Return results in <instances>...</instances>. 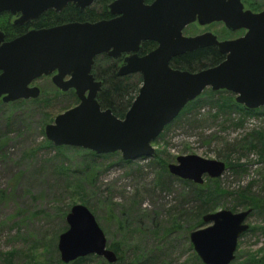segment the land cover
<instances>
[{
	"label": "water",
	"instance_id": "obj_1",
	"mask_svg": "<svg viewBox=\"0 0 264 264\" xmlns=\"http://www.w3.org/2000/svg\"><path fill=\"white\" fill-rule=\"evenodd\" d=\"M95 0H0V13H21L19 22L38 18L48 9L62 10L69 2L84 9ZM117 17L74 21L30 30L5 41L0 31V99L13 102L37 98L40 87L31 83L52 75L60 90L73 89L79 103L45 125L46 138L57 147L72 146L96 154L121 152L124 160L155 154L152 143L185 106L205 89L228 90L248 109L264 106V11H244L241 0H115L109 4ZM198 21L206 25L223 21L232 30L246 28L236 39L219 41L211 32L183 35ZM18 21V20H17ZM145 40L157 47L140 56ZM217 46L225 55L219 64L197 71L171 65V60L200 47ZM127 53L119 75L140 73L142 83L123 117L98 101L102 81L92 72L95 58ZM170 174L196 184L205 175L217 179L226 164L201 156L181 155L168 164ZM252 209H221L204 214L207 226L190 233L194 250L204 264H231L239 237L249 229L245 222ZM68 229L60 234L58 249L63 263L89 255L116 263V252L107 245L104 231L84 204H75L66 216Z\"/></svg>",
	"mask_w": 264,
	"mask_h": 264
},
{
	"label": "rangeland",
	"instance_id": "obj_2",
	"mask_svg": "<svg viewBox=\"0 0 264 264\" xmlns=\"http://www.w3.org/2000/svg\"><path fill=\"white\" fill-rule=\"evenodd\" d=\"M187 30H210L228 38L240 34L219 23ZM34 84L41 87L37 98L9 103L0 99V264H8V258L10 264H64L58 241L75 204L86 205L108 247L119 248L122 261L116 264H204L190 240L192 231L208 225L202 221L197 226L204 214L200 211L251 208L245 220L249 229L239 237L231 264L263 261L264 207L242 199H264V157L258 142L264 136V106L247 117L236 109L220 111L217 102L235 101L236 95L207 88L198 97L199 106L168 124L152 143L153 156L126 162L121 152H94L95 158L89 154L93 151L80 147L57 150L47 145L45 125L79 99L71 90H58L51 76ZM191 154L226 164L217 183L209 184L226 192L215 205H203L195 185L168 170L178 156ZM208 178L205 175L203 185ZM83 264L100 261L89 258Z\"/></svg>",
	"mask_w": 264,
	"mask_h": 264
},
{
	"label": "trees",
	"instance_id": "obj_3",
	"mask_svg": "<svg viewBox=\"0 0 264 264\" xmlns=\"http://www.w3.org/2000/svg\"><path fill=\"white\" fill-rule=\"evenodd\" d=\"M110 1L111 0H97L95 5H93L92 7H88L85 10V12L82 13V15L79 14L78 9L74 10L73 8L66 9L60 13L53 12L51 13L52 17H50V14L45 13L43 18L39 20L38 25L41 26V25L57 24L70 20L72 18L81 19L83 21H97L102 18H107L110 15L108 11V4ZM152 47H154V42L146 41L143 43L141 50L143 53H145L146 51H148V49H151ZM222 60H224V54H222L217 47L207 46L204 48H198L194 51H188L184 54H181L173 58L171 61V65L175 68H179L183 70L197 71L203 68L217 65ZM119 63H120L119 59L112 58L107 54L100 55L95 59L93 66V73L95 77L101 80L103 83L102 89L97 96L101 106L103 108H110L116 116L123 117L138 94L140 85L142 83V77L140 74L137 73L132 75H119L117 73ZM71 92L75 94L74 90H71ZM198 104H199L198 98L188 103L174 121L180 120L184 115L188 114V112L193 111L194 108H197L199 106ZM217 104H219L218 106L220 107V111L236 109L237 111L241 112L244 115V117L254 115L255 112H257L254 109L253 110L248 109L244 105H241L239 103L237 104L236 101L232 99H224V101L217 102ZM46 141L48 143L47 145L57 150L66 147V146L54 147L49 140L46 139ZM258 142L262 144L261 154L264 157V136H260L258 138ZM249 143H250V147L256 148V144H253L252 142ZM1 147L2 144H0V148ZM89 154L95 158L98 156L94 152H89ZM126 162H132V160H126ZM235 166L236 165L230 164L229 168H233ZM207 180L208 183L205 185L196 184L189 180H184V183L186 184L193 183L192 186L195 185V193L198 199L203 203V205H210L212 203L215 205L218 197L222 196L226 192L216 187L215 188L210 187L209 184L217 183L215 179L208 178ZM242 202L243 203L250 202L249 205L260 208L262 207V209L264 207V199L258 198L256 196L251 197L247 195L245 198L242 199ZM209 211L210 209L205 208L200 211V215L202 213L205 214V212L207 213ZM204 214L198 220L197 226L202 225ZM111 247L115 250L118 256V261L116 263H119L120 261H122V257L117 253L119 251V248L114 244H112ZM10 256L11 254H8V257ZM89 258L98 259L100 261V264H116V263H109L103 257H99L94 254L89 255L87 257L78 258L73 262L64 263V264H83V262H85ZM6 260L8 264L11 263L9 258ZM263 261H264V256H263ZM263 261L260 264H264ZM256 264H259V262H257Z\"/></svg>",
	"mask_w": 264,
	"mask_h": 264
},
{
	"label": "flooded vegetation",
	"instance_id": "obj_4",
	"mask_svg": "<svg viewBox=\"0 0 264 264\" xmlns=\"http://www.w3.org/2000/svg\"><path fill=\"white\" fill-rule=\"evenodd\" d=\"M96 1L97 0H95L94 2H93V4H91L90 6H88V7H92L93 5H95V3H96ZM113 1H115V0H111L110 2H109V4L111 3V2H113ZM154 0H144V2L146 3V4H151L152 2H153ZM241 3H242V5H243V10L244 11H251L252 13H260V12H262V11H264V0H241ZM109 4H108V11H109V17H107V18H102V19H111V18H113V17H117V15H113L111 12H110V8H109ZM88 7H86V8H84V9H81L80 7H78V6H76L73 2H69L62 10H60V11H56L55 9H48V10H46V11H44L38 18H36V19H30V20H27V21H24V22H19V18L21 17V13H12V12H10V11H3V12H1L0 13V31H2L3 33H4V40L5 41H9V40H12V39H14V38H16V37H18V36H21V35H23V34H25V33H27L28 31H30V30H34V29H41V28H49V27H52V26H55V25H59V24H63V23H68V22H74V21H80V22H84L83 20H81V19H70V20H67V21H64V22H61V23H57V24H49V25H38V22H39V20H41L42 18H43V16H44V14L45 13H47V14H50V17H52L51 16V13H53V12H57V13H60V12H62V11H64V10H66V9H69V8H73L74 10H76V9H78V11H79V14L80 15H82V13L83 12H85V10L88 8ZM5 18V19H4ZM18 20V21H17ZM101 20V19H100ZM214 23H219V24H222V26L227 30V31H229V32H238V33H240L239 35H237L236 37H234V38H228V37H220L218 34H216L215 32H212V31H210V30H205V31H203V32H199V33H190V32H188V30L187 29H189L190 28V26L191 25H198V26H201V27H208V26H210V25H212V24H214ZM205 32H211V33H213L216 37H217V39L219 40V41H224V40H231V39H236V38H238V37H241V36H243L246 32H247V29L246 28H240V29H236V30H232L230 27H228L227 25H226V23L225 22H223V21H215V22H212V23H209V24H206V25H201L197 20L196 21H194V22H192V23H190V24H188L185 28H184V30H183V35L184 36H187V37H192V36H196V35H199V34H202V33H205ZM146 41H149V42H154V47H152L151 49H148V51H146L145 53H143L142 52V50H141V48H142V46H143V43L144 42H146ZM157 42H155V41H152V40H145V41H143L142 43H141V47H140V49H139V51H138V54L140 55V56H142V55H145V54H147V53H149L150 51H152L153 49H155L156 47H157ZM214 46V45H213ZM205 47H207V46H205ZM214 47H217V46H214ZM200 48H204V47H200ZM218 48V47H217ZM218 50H219V48H218ZM194 51V50H193ZM188 52V51H187ZM104 54H107V53H103V54H100V55H104ZM100 55H98V56H100ZM108 55V54H107ZM97 56V57H98ZM108 56H110V55H108ZM126 56H128V54L127 53H122L120 56H117V57H112V56H110V57H112V58H115V59H119L120 60V63H119V66H118V70H117V73H118V71H119V69H120V67L122 66V65H124V59H125V57ZM96 57V58H97ZM95 58V59H96ZM224 58H225V55H224ZM172 61V60H171ZM94 66V65H93ZM92 72H93V69H92ZM56 73V72H55ZM54 73V74H55ZM54 74H52V75H48V76H51V81H52V76L54 75ZM94 74V73H93ZM137 74H140V73H137ZM130 75H132V74H130ZM141 75V74H140ZM42 77H44V76H42ZM42 77H40V78H42ZM141 77H142V75H141ZM40 78H38V79H40ZM96 78V77H95ZM38 79H35L32 83H31V85H35L34 84V82L35 81H37ZM97 79V78H96ZM99 80V79H98ZM54 84V83H53ZM37 86V85H36ZM40 87V86H39ZM57 87V86H56ZM57 89L58 90H60L58 87H57ZM40 90H41V87H40ZM70 90H73V89H70ZM62 91V90H61ZM64 92V91H63Z\"/></svg>",
	"mask_w": 264,
	"mask_h": 264
}]
</instances>
